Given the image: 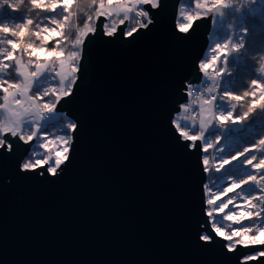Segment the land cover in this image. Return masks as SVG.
I'll list each match as a JSON object with an SVG mask.
<instances>
[{
    "label": "water",
    "instance_id": "1",
    "mask_svg": "<svg viewBox=\"0 0 264 264\" xmlns=\"http://www.w3.org/2000/svg\"><path fill=\"white\" fill-rule=\"evenodd\" d=\"M166 2L151 31L88 42L79 88L62 110L80 128L59 178L33 177L18 156L0 157V264H241L264 249L233 253L220 238L199 241L207 175L169 117L212 24L180 33L179 0Z\"/></svg>",
    "mask_w": 264,
    "mask_h": 264
},
{
    "label": "snow or ice",
    "instance_id": "2",
    "mask_svg": "<svg viewBox=\"0 0 264 264\" xmlns=\"http://www.w3.org/2000/svg\"><path fill=\"white\" fill-rule=\"evenodd\" d=\"M28 3L32 9L53 15L44 17L47 23L37 22L16 15L19 2L0 0V157L18 156L25 173L56 179L71 163L80 125L68 116V122L52 133L51 129L58 127L52 118L62 116L65 105L73 102L86 68L88 42L101 35L135 39L140 29L151 31L150 25L155 26L154 21L158 22L168 5L166 0H91L94 11L72 33L74 26L68 22L73 0ZM242 12L233 0H184L179 17H174L175 29L189 34L195 31L197 21L216 26L227 14ZM6 19L20 22L9 24ZM249 22L264 25V9L258 18L249 17ZM233 27L231 22L227 24L228 29ZM249 31L241 24L239 40L229 32L194 62L189 72L192 79L186 78L180 87L175 115L169 117L180 146L202 156V174L215 173L212 184L202 186L206 219L200 225L199 241L216 244L220 238L226 242L221 248L233 253L236 245H264V239H255L264 235V65L255 69L256 75L242 92L230 70L244 52ZM201 77L202 85L197 84ZM49 78L58 79L59 87L41 86ZM254 128L259 131L252 140ZM210 150L216 152L211 161ZM238 237L250 239L245 242L235 239ZM259 257H264V249L245 253L241 264Z\"/></svg>",
    "mask_w": 264,
    "mask_h": 264
},
{
    "label": "trees",
    "instance_id": "3",
    "mask_svg": "<svg viewBox=\"0 0 264 264\" xmlns=\"http://www.w3.org/2000/svg\"><path fill=\"white\" fill-rule=\"evenodd\" d=\"M12 2H19L20 7L17 11V16H23L25 18L32 17L35 21L41 23H47V20L44 19L45 16H51L53 13H42L38 9H32L31 5L28 3V0H12ZM184 3V0H179L177 12L181 11V4ZM233 3L236 7H241L243 9L242 13H237L235 16L230 13L227 14L225 22L233 23V28L231 29V34L233 35L235 40H239L242 33L240 32V25L244 24L247 26L250 31L249 34L245 38V49L241 57L237 58L234 64L231 67V71L233 76L231 79L236 82L237 88L239 91H243L251 78H254L256 75L255 69L260 67V65H264V25L261 23H250L249 17L258 18L262 9H264V0H257V3L254 5L250 3V0H233ZM98 6V5H97ZM94 7L91 5V0H73V4L70 8V11L73 15L69 18V24L74 27L70 29V32L74 33L76 29L81 28L83 26L82 21L87 19V16L94 11ZM39 13V15H37ZM3 15V13H0ZM179 15L176 16L178 18ZM230 20V21H229ZM4 22L12 24L18 23L19 20H5ZM218 34L215 33V37ZM0 38H3V34H0ZM74 38V36H73ZM38 43V41H37ZM50 44L53 42L50 41ZM43 53H41V57L43 58ZM27 59V58H25ZM13 75H15L13 73ZM41 86H51L54 88L59 87L58 79L53 81L51 78L47 82H42ZM2 95V94H0ZM1 102V101H0ZM237 109H240V106L237 105ZM246 109V105H245ZM1 114V112H0ZM68 119L62 116H55L52 118V122L58 125L57 128H52L51 132L57 133L58 128H62ZM251 123V121L249 122ZM258 128H254L252 130V140H255ZM209 156L216 155V152L210 150L208 153ZM207 175V183L212 184L215 179V173H209Z\"/></svg>",
    "mask_w": 264,
    "mask_h": 264
},
{
    "label": "rangeland",
    "instance_id": "4",
    "mask_svg": "<svg viewBox=\"0 0 264 264\" xmlns=\"http://www.w3.org/2000/svg\"><path fill=\"white\" fill-rule=\"evenodd\" d=\"M177 15H180V13L179 12H177ZM227 16V15H226ZM225 19H226V17L224 18V22L222 23V24H217L216 26H213L212 25V28L210 29V36L212 37V36H214L215 35V33L216 34H218V36H219V34H220V36L222 35V33H223V31H224V27L229 23H226L225 22ZM230 21V20H229ZM2 102V101H1ZM0 112H1V114H2V110H0ZM55 117V116H54ZM53 117V118H54ZM66 117V116H65ZM67 118V117H66ZM68 122V121H67ZM52 133H54V132H52ZM39 151V150H38ZM214 156H216V155H213V156H209L210 157V161H211V158L212 157H214ZM206 183H207V181H206ZM231 195H233L232 193H230L229 194V196H231ZM230 222H228V221H224V224L225 225H227V224H229ZM244 223L245 224H248V223H250L249 221H244ZM235 239H242V240H244L245 242H247L249 239H250V237H238V238H235ZM255 239L256 240H261V239H264V235H260V236H256L255 237Z\"/></svg>",
    "mask_w": 264,
    "mask_h": 264
},
{
    "label": "built area",
    "instance_id": "5",
    "mask_svg": "<svg viewBox=\"0 0 264 264\" xmlns=\"http://www.w3.org/2000/svg\"><path fill=\"white\" fill-rule=\"evenodd\" d=\"M233 24V23H232ZM211 28H212V26H211ZM229 32H231V30L230 29H228L227 28V25L224 27V31H223V33H222V35L221 36H224V35H226V34H228ZM220 36V34H219V36H216L215 37V35L214 36H210V33H209V43H208V48H207V50H206V52H209L210 50H209V46L210 45H213V43H214V41H217L218 40V38L219 37H221ZM205 52V53H206ZM209 72H210V74H211V72H212V69L210 68L209 69ZM202 81H203V77H201V81H199L197 84H201L202 85Z\"/></svg>",
    "mask_w": 264,
    "mask_h": 264
}]
</instances>
